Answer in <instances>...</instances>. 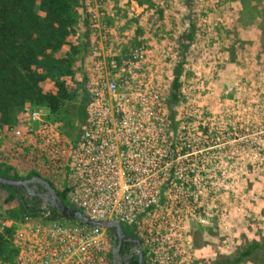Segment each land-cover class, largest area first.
Masks as SVG:
<instances>
[{
	"label": "rangeland",
	"instance_id": "1",
	"mask_svg": "<svg viewBox=\"0 0 264 264\" xmlns=\"http://www.w3.org/2000/svg\"><path fill=\"white\" fill-rule=\"evenodd\" d=\"M50 1L64 23L62 44L36 65L47 74L39 87L65 85L75 96L60 115L35 98L11 108L8 121L0 114V168L19 178L35 172L25 151L16 158L11 130L25 121V106L49 114L72 155L83 126L76 119L82 71L96 77L100 60H117V91L127 88L128 103L146 108V136L152 141L161 132L163 154L171 142L178 154L161 175L127 178L129 199L122 198L144 209L133 229L148 264H213L233 260L253 242L264 244V0ZM96 81L90 78L86 88ZM113 98L126 101L122 93ZM130 146L131 155L140 151L137 141ZM41 177L64 190L65 177ZM24 216L19 199L0 185V217L15 223ZM232 264H264V248Z\"/></svg>",
	"mask_w": 264,
	"mask_h": 264
},
{
	"label": "built area",
	"instance_id": "2",
	"mask_svg": "<svg viewBox=\"0 0 264 264\" xmlns=\"http://www.w3.org/2000/svg\"><path fill=\"white\" fill-rule=\"evenodd\" d=\"M116 66L117 60H100L96 77L92 72L86 75L88 84L90 78L97 81L88 88L92 96L87 102V119L72 155L64 133L48 118L49 114L35 105L25 106V121L11 127L18 140L15 156L24 158L20 153L25 151L22 155L31 161L39 176L65 177L64 190L71 206L93 219L120 221L144 246L137 228L133 229L135 221L140 228L144 209L137 206L135 210L129 200L122 198L125 194L129 199L131 184L127 178L161 175L163 164L172 161L176 153L171 142L169 153L163 154L161 132L152 141L148 139L146 120H113L109 108L118 92L113 75ZM110 85L116 87L112 89ZM135 107L133 115L144 113ZM156 118L161 121L160 112ZM138 128L140 136L136 138L132 133L136 134ZM136 141L140 151L131 155L130 143ZM130 161L135 162L133 168H129ZM143 161L153 163L143 168ZM42 209L39 214L25 215L15 223L0 217V235L8 238L15 249L13 260L4 263L0 259V264H113L114 236L109 228L54 215L50 206ZM144 251L147 253L145 248Z\"/></svg>",
	"mask_w": 264,
	"mask_h": 264
},
{
	"label": "trees",
	"instance_id": "3",
	"mask_svg": "<svg viewBox=\"0 0 264 264\" xmlns=\"http://www.w3.org/2000/svg\"><path fill=\"white\" fill-rule=\"evenodd\" d=\"M63 27L59 12L50 0H0V114L3 121H8L11 108L22 106L32 98L60 115L66 103L75 96V93L65 85L53 90L39 87L47 78V74L38 70L36 65H40V60H49L51 57L48 54L49 50L54 45L62 44ZM181 65L183 60L179 66ZM85 81L84 77L80 104L76 112L77 122L82 124L86 122V104L89 99ZM179 87L180 79L176 74L173 82V97L176 100ZM0 174L17 177L9 168H0ZM35 175L39 176L32 173L28 178ZM3 187L19 199L20 210L24 215H36L43 210L42 202L38 198L27 197L23 188ZM58 193L67 204H70L66 190H58ZM52 211L54 215H59L56 209L52 208ZM123 228L130 236L133 235L125 226ZM263 248V243L253 242L239 250L233 260L227 259L213 264L239 263ZM14 256L15 249L11 241L0 235V259L4 263H9Z\"/></svg>",
	"mask_w": 264,
	"mask_h": 264
},
{
	"label": "water",
	"instance_id": "4",
	"mask_svg": "<svg viewBox=\"0 0 264 264\" xmlns=\"http://www.w3.org/2000/svg\"><path fill=\"white\" fill-rule=\"evenodd\" d=\"M0 185L9 187H20L26 189L30 194L43 197L45 204L56 209L59 215L67 218H77L85 223L107 227L114 231L115 238H119L120 241L131 239L136 242V251L140 253L141 260L143 256V251L139 248L141 245V240L138 237L128 238L124 231V228L120 221L118 220H106V219H93L85 215L81 209L73 207L67 204L66 201L59 195L56 188L45 178L35 175L30 178H19V177H9L0 174ZM35 187L42 186L46 193H38L34 189ZM114 255H119V247L114 249ZM120 264V263H116Z\"/></svg>",
	"mask_w": 264,
	"mask_h": 264
},
{
	"label": "flooded vegetation",
	"instance_id": "5",
	"mask_svg": "<svg viewBox=\"0 0 264 264\" xmlns=\"http://www.w3.org/2000/svg\"><path fill=\"white\" fill-rule=\"evenodd\" d=\"M84 77L86 78V81H87L86 73H84L82 71V74H81V80H82L81 81V85L84 83ZM86 81H85V83H87ZM81 91H82V89H81ZM87 93L89 95V99H88V101H89L92 95H90V92H89L88 89H87ZM117 93H122L123 96L126 95V101L124 102V104L122 103L120 105H119V102H117V103L115 102L116 100L113 101L114 104L112 106H110V108H109V110L112 113L111 116H112L113 120H116V121L123 120V121H125V119H127L129 121L130 118H139V120H142L143 122H145V116H144L143 112L139 113L138 115L137 114L133 115L134 112H135L134 111L133 114H132V106L128 103L129 99L127 98L129 96V94H130V91H127V88H126V89H123L122 91L118 90ZM133 109H136V107L133 106ZM139 110L143 111V110H145V107L140 106ZM87 112L88 111H87V104H86V119H87ZM177 158H178V154L176 152L175 159L177 160ZM175 173H177V171L173 172V174H175ZM34 189L38 193H42V194L46 193V190L42 186H38V187L34 186ZM192 191H193V189H192ZM24 194L27 197H30L31 199L38 198L42 202V205L45 204V200H44L43 197L30 194L26 189H24ZM128 231H130V230H128ZM125 233H126V236L128 238L137 237L134 233H133L132 236H130L127 232H125ZM112 234L114 236V249L116 247H119V255L115 256L114 253H113V264H116V263H120V264H136V262H137V264H148L147 253L144 251L143 242L142 241H141V245L139 247L143 251V256H142V260H141L140 253L138 251H136V242H134L131 239L120 241L119 238H117V239L115 238L114 231H112ZM114 249H113V252H114Z\"/></svg>",
	"mask_w": 264,
	"mask_h": 264
}]
</instances>
